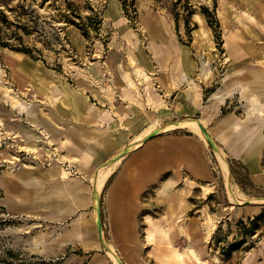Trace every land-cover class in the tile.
<instances>
[{
  "label": "rangeland",
  "instance_id": "374dc122",
  "mask_svg": "<svg viewBox=\"0 0 264 264\" xmlns=\"http://www.w3.org/2000/svg\"><path fill=\"white\" fill-rule=\"evenodd\" d=\"M0 1V16L8 22L0 36L2 258L11 248L19 253L7 257L14 264H115L106 245L123 264H264V205L245 214L256 207L254 200L264 198V120H257L264 110L246 89L252 75L264 79V0ZM1 22L0 17V27ZM14 24H28L30 34ZM16 34L31 55L15 49L20 47ZM231 43L240 55L230 56ZM252 48L255 57L247 55ZM138 54L147 77L136 82L131 57ZM119 61L137 84L129 98L123 96L128 82L115 70ZM229 92L218 103L215 96ZM74 97L84 101L83 110H74ZM27 110L37 111L57 137L45 126L35 127ZM54 110L67 113L63 122L69 127L96 139L110 137L119 148L99 163L89 148L85 156L83 141L60 135L62 126L46 116ZM199 119L211 131L227 171L217 152L189 129L160 131L162 139L192 140L186 150L201 157L207 181L181 169L174 185L141 197L135 222L122 223L107 197L118 164L111 165L112 176L99 192L101 242L92 187L97 166L132 145L155 121L161 127ZM226 120L248 133L247 155L229 151ZM53 170L59 174L51 175ZM22 172L33 173L30 187L6 176ZM65 181L84 187L83 205L57 195ZM193 250L200 261L191 256Z\"/></svg>",
  "mask_w": 264,
  "mask_h": 264
},
{
  "label": "bare ground",
  "instance_id": "6f19581e",
  "mask_svg": "<svg viewBox=\"0 0 264 264\" xmlns=\"http://www.w3.org/2000/svg\"><path fill=\"white\" fill-rule=\"evenodd\" d=\"M153 36H155V34ZM227 48H228V52H229L231 57L236 56V55H240L241 50H240V47L237 46V44H235V43L234 44H232V43L228 44ZM246 48L248 51H250V49H251V47H248L247 45H246ZM156 54H157V56H160L159 51H156ZM247 55H251L252 57L257 56L255 54V51H253V48H252V52H248ZM116 57H117V55L113 51V53L111 54V59L114 60ZM131 62H133L134 66H135L134 71H135L136 79H137L136 82L137 81L139 82V79L141 77H144V78L147 77V75L144 73V70L142 69L143 60H142L141 54H138L135 57L132 56ZM229 62H231V60H229ZM230 66H232V65H230ZM129 69L130 68H128V70ZM115 70H116V73L118 74L120 79H122L125 82H128L129 86L123 89V96L125 98H129L130 96H132V92L136 91L137 84L133 83L129 80L130 75H129L128 71L124 68V62L123 61L122 62L119 61V63L116 64ZM208 74H209L208 71L203 72V76H205V77ZM185 78H186V76H185ZM246 89L249 91V93L253 92L252 93L253 95L250 97V99H251L250 101L251 102L252 101L257 102L258 104H260V108L262 110H264V79H263V77L260 76L258 73L252 75V77L250 78V80L247 84ZM228 96H231L230 92L227 94H224V95H216L215 98L218 101V103L223 104L225 102L226 97H228ZM72 102H73V108L76 112H79L85 108V103L82 99L74 97ZM155 104H158V102L155 101ZM26 114L30 118L31 123L34 124L35 127H38L40 125L45 126L48 128V132L51 135V137H53V138L57 137L55 132H53L51 130L52 129L50 127L51 124L49 122L45 121L44 119L42 120L41 118H39L37 116V111L27 110ZM46 116L50 119V121L52 123H54V124L56 123V124L62 126L60 135H62V136L66 135L68 137H72L79 142L83 141L84 147L82 149H84L86 152L85 156L88 157V155H89V153L87 152V150H88L87 148H89L91 151L96 152L97 153V160H96L97 163L102 161L110 151L119 148V146L116 144V142L113 139H111L110 137H108L107 139H104V140L103 139H96L95 137H92L90 134H82L79 131L75 130L74 128L69 127L67 123L63 122L64 119L66 117H68L67 113L64 111L54 110V111H51ZM94 116L100 117L103 120H105V116L101 112L95 111ZM257 120L258 121L264 120V115L262 118H258ZM253 121H254V119H253ZM199 124H201L204 128H206L203 121L200 119L199 120L177 121V122L170 123V124H167V125L161 126V127H158L159 123H158V121H155V122H153V124L148 129H146L144 135L139 136L138 139L132 145H130V147H131V149H136L139 146H141L143 144V139L153 131L160 130L161 132H165V131H170V130H175V129H183V128L189 129L190 131L195 133L198 137H200L206 143L207 140H206ZM224 126L227 128L226 132L228 134L227 138L229 139V140H227V142L229 143V145H228L229 151L234 152L235 154H240V155L245 151L243 156L247 155L249 152V149H246V145H247L248 138H249L248 133L245 130H242L241 128H239V125H237L234 120L224 121ZM207 131L211 135V131H209L208 129H207ZM233 131H234V135L231 137L230 134ZM241 143H244V144L241 145ZM167 147H168L167 144L162 146V148L165 150H167ZM79 152H80V147H79ZM217 154H218V157H219V160L221 162L223 170L227 171V163L225 162L222 153L219 152V150H218ZM121 160L122 159H120L119 161H117L114 164L115 165L119 164V162ZM115 165H113V166H115ZM110 166H106L104 164H102V165L100 164L97 166L96 173L92 176V187L94 190V195L99 194V192L103 189V187L105 186V184L107 183L109 178L112 176L113 169ZM53 174L55 175V174H59V173H58V171H54V173L51 172V175H53ZM62 175L66 176L67 173L61 172V176ZM6 176L16 178V179H20L21 184L25 187H30L32 179H33V173L32 172H22L16 176L11 175V174H6ZM96 176H97V179H96ZM83 188L84 187L81 184L77 183L76 181L73 183L65 181L64 189L58 190L57 195H59L61 198H63V200L64 199H65V201L67 200L66 202H68V203H73L75 205L81 206L85 202V200L80 195V192L83 190ZM229 189H230L229 192H230L231 198L237 202V200H236L237 196L234 193V191L232 190L230 185H229ZM95 204H96L95 200H93L94 207H95ZM252 205H256V207L253 209H250V210H246L245 214L247 216L251 215L256 210H259L260 206L264 205V200H254ZM69 214L70 213H68L67 215H69ZM50 217H52V216H50ZM94 220L96 221V213L94 216ZM109 248H110V250L108 251L109 256L114 260L115 264H120L118 261V255L115 252V250L112 247H109ZM191 256L193 258H195L196 260L200 261V258L198 257L197 253L194 250L191 251ZM201 263L206 264L205 262H202V261H201ZM99 264H103V263L100 262Z\"/></svg>",
  "mask_w": 264,
  "mask_h": 264
},
{
  "label": "crops",
  "instance_id": "0c3cea01",
  "mask_svg": "<svg viewBox=\"0 0 264 264\" xmlns=\"http://www.w3.org/2000/svg\"><path fill=\"white\" fill-rule=\"evenodd\" d=\"M191 142L187 137L162 139L156 136L122 158L107 192V197L112 198L111 209L119 216L116 221L135 222L143 209L141 197L156 187L161 190L174 185L181 169L197 180L207 181L204 177L208 173L201 164V157L186 150ZM165 144L167 150L162 148Z\"/></svg>",
  "mask_w": 264,
  "mask_h": 264
},
{
  "label": "water",
  "instance_id": "95a60500",
  "mask_svg": "<svg viewBox=\"0 0 264 264\" xmlns=\"http://www.w3.org/2000/svg\"><path fill=\"white\" fill-rule=\"evenodd\" d=\"M206 140H207V143L214 149V151H218L219 148L217 146V144L215 143V141L213 140L212 136L209 134V132L207 131L206 128H204L201 124H199ZM160 133V130H156V131H153L151 132L150 134H148V136H146L144 139H143V144L146 143L147 141L155 138L157 135H159ZM131 152V147L130 146H127L126 148H124L121 152H119L116 156H114L113 158H111L110 160H108L104 165L106 166H110L114 163H116L117 161H119L120 159L124 158L125 156H127L129 153ZM97 175V174H96ZM98 176V175H97ZM97 176H96V179H97ZM93 200H95V213H96V227H97V234H98V238L101 242H104L103 241V216H102V206H101V198L98 195H94L93 197ZM257 200H264V198L262 199H257ZM251 202H246L245 205L249 204ZM105 246V249L107 251L110 250V248L106 245ZM118 261L120 264H123V262L118 258Z\"/></svg>",
  "mask_w": 264,
  "mask_h": 264
},
{
  "label": "trees",
  "instance_id": "16d2710c",
  "mask_svg": "<svg viewBox=\"0 0 264 264\" xmlns=\"http://www.w3.org/2000/svg\"><path fill=\"white\" fill-rule=\"evenodd\" d=\"M0 2L2 3V1H0ZM126 7H127V4L125 3V10H126ZM0 17L2 18L1 27H0V36H1L2 30L5 29L4 28V26L6 25L5 23H8V22L6 21L5 14H3L2 12H1V16ZM73 21L74 20H71L72 24L76 25V23L73 22ZM14 25L16 26L17 29H22V31H23V33L25 35H29L30 32H31V30L29 29L30 26L28 24H26L24 26H20L18 24H14ZM16 38H17V41H18L20 47L15 48V49L18 50V51H22V52H25L26 54L31 55V51L23 46V44H24L23 37L16 34ZM260 218H261V215L258 216L255 220H258ZM4 253H5L4 255H5L6 258H2L0 256V264H14L13 262L9 261L7 259V257L14 258V257L19 256V253H17V251H15V250H13L11 248L6 249L4 251Z\"/></svg>",
  "mask_w": 264,
  "mask_h": 264
}]
</instances>
